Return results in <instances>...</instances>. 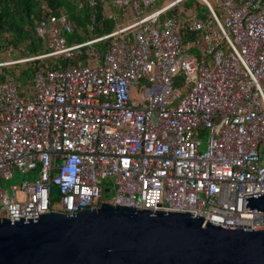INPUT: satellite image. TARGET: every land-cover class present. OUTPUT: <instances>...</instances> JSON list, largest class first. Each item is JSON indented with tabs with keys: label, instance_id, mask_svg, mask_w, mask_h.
<instances>
[{
	"label": "built area",
	"instance_id": "obj_1",
	"mask_svg": "<svg viewBox=\"0 0 264 264\" xmlns=\"http://www.w3.org/2000/svg\"><path fill=\"white\" fill-rule=\"evenodd\" d=\"M183 1L109 0L124 19L77 43L67 16L50 13L32 30L48 35L47 52L4 55L0 67L77 61L35 70L29 90L0 80L1 219L55 211L52 188L59 212L97 207L110 181L111 205L264 227V212L241 211L264 192V0H196L208 14L165 15Z\"/></svg>",
	"mask_w": 264,
	"mask_h": 264
},
{
	"label": "water",
	"instance_id": "obj_2",
	"mask_svg": "<svg viewBox=\"0 0 264 264\" xmlns=\"http://www.w3.org/2000/svg\"><path fill=\"white\" fill-rule=\"evenodd\" d=\"M241 211L264 212V192ZM187 212L101 201L73 214L0 218V264H264V227H226Z\"/></svg>",
	"mask_w": 264,
	"mask_h": 264
},
{
	"label": "trees",
	"instance_id": "obj_3",
	"mask_svg": "<svg viewBox=\"0 0 264 264\" xmlns=\"http://www.w3.org/2000/svg\"><path fill=\"white\" fill-rule=\"evenodd\" d=\"M87 1L0 0V60L4 58L5 53L8 56L11 55L10 57H13V59H20L47 52L48 47L32 36V30L35 21L50 13H63L69 19L72 30L68 34V39H66L68 43H77L108 33L113 29L116 22L123 20V8L110 6L112 8L110 13L108 15L104 14L103 3H109V0H94L92 5H88ZM164 1L168 0H162V3ZM180 4L182 6L181 11L177 9V6H173L166 11L165 15L183 16L185 10L191 8L186 4V0ZM204 8L206 9L205 6ZM206 14H208L207 9ZM105 45L106 41H102L96 43V45L94 44V47L101 52ZM76 61V58L59 60L43 58L3 66L0 67V80L6 75L12 76L17 81L20 77H24L26 78L24 87L29 89L31 76L35 70L66 68ZM16 71L18 72L16 73ZM54 191L56 192L52 188V192Z\"/></svg>",
	"mask_w": 264,
	"mask_h": 264
},
{
	"label": "rangeland",
	"instance_id": "obj_4",
	"mask_svg": "<svg viewBox=\"0 0 264 264\" xmlns=\"http://www.w3.org/2000/svg\"><path fill=\"white\" fill-rule=\"evenodd\" d=\"M211 2H212V0H211ZM161 3H162V0H156L155 1V3H154V6H153V8H155V7H158L159 5H161ZM213 3V2H212ZM186 4H188L189 5V7H191L189 10H185V12L187 13L188 12V16L189 17H191V16H195V15H198V16H205L206 15V9L204 8V6L202 5V3H200V2H198V1H196V0H186ZM111 5H110V3H106V2H104L103 3V9H104V14L105 15H108L109 13H110V11L112 10V8L110 7ZM215 6V5H214ZM177 9H182V6H181V4H179V5H177ZM171 16V15H170ZM65 36V38L66 39H68V35H64ZM48 39H49V37H48V35L46 34L45 35V42H47L48 41ZM42 42L43 43V45L44 46H47L46 45V43L45 42ZM96 45V44H95ZM190 53H194L195 52V50H190L189 51ZM5 56H7V57H9V58H11L10 56H8V54L7 53H5L4 54ZM11 59H13V57L11 58ZM54 59H56V60H59L60 58L59 57H56V58H54ZM18 71H16V73H17ZM180 78H182V74L181 73H179L178 74V80H180ZM16 80V79H15ZM17 81V80H16ZM18 82H19V84H20V86H21V88L22 87H24V85L26 84V78H24V77H20L19 79H18ZM179 81L178 82H176V83H172V88H175L176 86H178L179 85ZM25 88V87H24ZM134 95H135V91H134V89L133 88H131L130 89V91H129V97H134ZM23 178H24V176H21V175H15L13 178H11V179H7L6 181H4L3 182V185L4 186H7V185H9V184H16V183H18L19 181H21V180H23ZM108 185L110 186V191L108 192V193H106L104 196H103V200L104 201H107V200H109L110 199V197L112 196V194H113V190H114V188H113V185L110 183V181L108 182ZM51 197H52V200H51V205H50V209L51 210H55V211H59L60 210V205H59V202H58V200H57V192H52L51 193Z\"/></svg>",
	"mask_w": 264,
	"mask_h": 264
},
{
	"label": "crops",
	"instance_id": "obj_5",
	"mask_svg": "<svg viewBox=\"0 0 264 264\" xmlns=\"http://www.w3.org/2000/svg\"><path fill=\"white\" fill-rule=\"evenodd\" d=\"M114 8H117V7H114ZM124 13H125V9L123 10V13H122V17H123V19H124ZM121 22V21H120ZM116 23H119V22H116ZM115 23V24H116ZM94 46V45H93ZM98 51V50H97ZM99 52V51H98ZM100 53V52H99ZM20 88H21V86H20ZM21 89H26V88H24V87H22ZM27 90H29V89H27ZM107 192H105V191H102V194L103 195H105Z\"/></svg>",
	"mask_w": 264,
	"mask_h": 264
},
{
	"label": "flooded vegetation",
	"instance_id": "obj_6",
	"mask_svg": "<svg viewBox=\"0 0 264 264\" xmlns=\"http://www.w3.org/2000/svg\"><path fill=\"white\" fill-rule=\"evenodd\" d=\"M102 196H104V195L102 194Z\"/></svg>",
	"mask_w": 264,
	"mask_h": 264
}]
</instances>
